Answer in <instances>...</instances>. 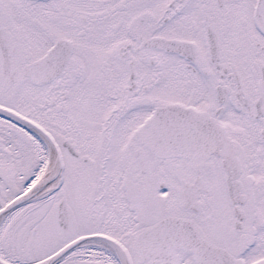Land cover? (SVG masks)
I'll return each instance as SVG.
<instances>
[{"label": "snow or ice", "instance_id": "snow-or-ice-1", "mask_svg": "<svg viewBox=\"0 0 264 264\" xmlns=\"http://www.w3.org/2000/svg\"><path fill=\"white\" fill-rule=\"evenodd\" d=\"M0 264H264V0H0Z\"/></svg>", "mask_w": 264, "mask_h": 264}]
</instances>
